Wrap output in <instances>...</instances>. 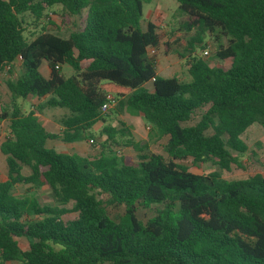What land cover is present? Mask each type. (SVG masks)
Segmentation results:
<instances>
[{"label": "trees", "instance_id": "obj_1", "mask_svg": "<svg viewBox=\"0 0 264 264\" xmlns=\"http://www.w3.org/2000/svg\"><path fill=\"white\" fill-rule=\"evenodd\" d=\"M152 1L0 0V72L12 73L19 62L15 78L5 82L10 109L0 107V124L7 121L9 130L0 144L7 167L0 182V264H264V175L225 180L178 163L213 161L230 172L247 151L244 132L253 124L264 129V0H175L176 14L188 19L182 29L196 30L187 55L177 54L187 60L189 82L157 75L147 54L169 47L154 23L141 29L143 5ZM56 6L63 25L72 17L79 25L67 38L41 27L27 39V18L37 27ZM205 34L219 43L215 57L231 60L228 69L195 56ZM42 62L48 78L39 72ZM56 65L73 75L63 78ZM102 83L130 91L115 110L141 116L150 140H166L165 156L144 154L148 145L130 139L122 146L137 153L136 162L111 151L129 132L120 122L106 126ZM32 98L39 103L28 113L16 103ZM51 109L68 111L59 135L39 122ZM98 128L104 140L94 158L47 147L93 140ZM16 186L29 193L14 195ZM41 188H49L53 205L30 192ZM154 205L160 209L152 218L137 219L138 207ZM116 206L123 213L114 220L106 208ZM69 213L75 217L65 221ZM18 239L27 241L26 250Z\"/></svg>", "mask_w": 264, "mask_h": 264}, {"label": "rangeland", "instance_id": "obj_2", "mask_svg": "<svg viewBox=\"0 0 264 264\" xmlns=\"http://www.w3.org/2000/svg\"><path fill=\"white\" fill-rule=\"evenodd\" d=\"M178 4L175 0H154L149 4H144L142 9V18L140 21V26L142 30H145V26L148 22H152L157 27V33L162 38V43L169 44V47L161 46L157 51L148 49V56L155 60V67L157 75L163 78H177L182 82H189L190 78L187 75V60L186 58L180 59L177 54H187L184 53V49L187 46V41L195 35V29L186 32L182 29V25L188 21L185 16H179L176 14ZM61 8L56 6L46 12V16L40 21L39 25L36 27L30 18H27L28 24L25 27L24 36L27 39H31L33 35L35 36L40 32L41 27L45 30L53 32L54 34L67 38L71 27L73 24L79 25V18H70L69 25H63L61 19ZM51 13L52 16L47 18V14ZM203 42L202 47L197 45L194 52L196 57H201L210 67H221L223 69H228L231 60L220 61L215 57V52L217 51L218 44L215 39L205 34L202 36ZM174 44V45H173ZM220 45L225 47L227 45L226 39H221ZM208 47V49H206ZM208 50V56L202 57L203 51ZM17 69H19V62L15 64V69L12 73L7 70L0 72V107L4 110L10 109L11 106V95L7 90L5 82L15 78L17 74ZM46 63L42 62L39 72L44 77L45 76ZM60 75L63 78H69L73 75V71L66 65L62 66L60 69ZM103 84V83H102ZM101 84V88L106 92L112 94L118 103L121 102L125 96L129 94V90L115 87L110 84ZM147 90H151L152 85L149 83L145 85ZM37 103V101H35ZM17 105L25 113H28L31 109L30 100L16 101ZM118 108V104L110 109L106 114V126H112L119 128V122L124 124V128L128 130L126 136L123 139H117L120 143L119 147H112L111 151L117 154L118 157H122L127 160V162H136L137 153H135L131 148H126L122 146L127 139H130L139 144L146 143L148 148L143 152L144 154H158L165 156L163 152V147L165 146L166 140H150L148 137V127L141 116L131 115L126 109L119 108V112L115 110ZM67 110L65 109H51L50 111H45L43 116L39 117L43 122H50L46 126V130L59 135L60 126L56 124L55 121L64 118L67 115ZM54 118V119H53ZM42 122V123H43ZM54 122V123H53ZM59 123V122H58ZM195 122L191 123L193 125ZM101 128L92 131V136H94V143L90 144V140H84L83 142L76 144H66L60 141H52L47 144L48 148H52L59 153H75L83 157L94 158L98 155L100 151V145L103 143L104 137L97 139ZM9 135L8 122L4 121L0 124V144L3 142L6 136ZM241 140L247 146V151L238 156L239 166H232L230 172L221 171L213 161L204 164L193 165L191 159L178 162L180 165L189 169L190 172L198 175H208L210 173H218L225 180L232 179H246L249 176L255 174L264 175V129L257 124H253L248 128L244 134L241 136ZM7 167L5 163V157L0 153V182L6 179ZM23 175L29 174L27 168H23ZM29 189L26 186H16L12 193L16 196H23L28 194ZM28 192V193H27ZM30 192L36 195L40 204L53 205V200L51 197V191L49 188H41L38 190ZM72 204L66 206L67 210H71ZM160 209V206L154 205L150 209H143L138 207L136 216L141 222H146L148 219L152 218L156 210ZM106 212L112 219H117L123 213L122 206L107 207ZM75 217L74 213H69L64 216V220H71ZM21 250H26L28 245L27 241L24 239L17 240Z\"/></svg>", "mask_w": 264, "mask_h": 264}, {"label": "built area", "instance_id": "obj_3", "mask_svg": "<svg viewBox=\"0 0 264 264\" xmlns=\"http://www.w3.org/2000/svg\"><path fill=\"white\" fill-rule=\"evenodd\" d=\"M52 16L51 13H48L47 14V18H50ZM208 49V47L206 48ZM208 56V50H204L203 51V54H202V57H206ZM19 60V59H18ZM18 63V62H16ZM15 63V64H16ZM60 67L58 65L55 66V70H59ZM5 70L9 71V68L6 67ZM117 105V99L110 93H106L105 94V99H104V103L101 105V108H100V112L102 114H105L107 113L110 109L114 108L115 106ZM90 144H93V140H90L89 141ZM5 264H9V263H5Z\"/></svg>", "mask_w": 264, "mask_h": 264}, {"label": "crops", "instance_id": "obj_4", "mask_svg": "<svg viewBox=\"0 0 264 264\" xmlns=\"http://www.w3.org/2000/svg\"><path fill=\"white\" fill-rule=\"evenodd\" d=\"M41 66V65H40ZM49 69H48V67H47V65H46V69H45V76H44V78H48L49 77ZM157 73V72H156ZM103 84H108V83H103ZM102 84V85H103ZM110 85H112V84H110ZM113 86H115V85H113ZM115 87H117V86H115ZM120 88V87H119ZM18 101V100H17ZM35 101H37V103L35 102ZM39 103V101L36 99V98H32L31 100H30V105H31V108L33 107V106H35V105H37ZM45 111H50V110H44L42 113H41V115H38L39 117H41V116H43V113L45 112ZM54 119V118H53ZM39 122L41 123V125L45 128V130L47 129L46 128V126L50 123V122H48V121H46V122H43V121H41V119L39 118ZM43 122V123H42ZM56 122V124H58L59 125V119L57 120V121H55ZM54 123V122H53ZM60 126V125H59ZM61 130V127H60V129H59V131ZM47 131V130H46ZM49 132V131H48ZM51 133V132H50ZM73 144H76V143H73Z\"/></svg>", "mask_w": 264, "mask_h": 264}]
</instances>
